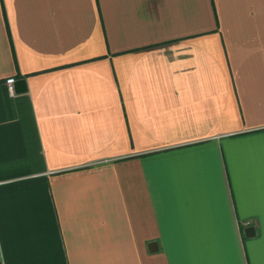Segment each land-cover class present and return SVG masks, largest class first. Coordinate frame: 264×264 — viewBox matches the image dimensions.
Listing matches in <instances>:
<instances>
[{
	"label": "crops",
	"instance_id": "obj_1",
	"mask_svg": "<svg viewBox=\"0 0 264 264\" xmlns=\"http://www.w3.org/2000/svg\"><path fill=\"white\" fill-rule=\"evenodd\" d=\"M261 262L264 0H0V264Z\"/></svg>",
	"mask_w": 264,
	"mask_h": 264
},
{
	"label": "water",
	"instance_id": "obj_2",
	"mask_svg": "<svg viewBox=\"0 0 264 264\" xmlns=\"http://www.w3.org/2000/svg\"><path fill=\"white\" fill-rule=\"evenodd\" d=\"M25 90H26V87H25V81L24 80L15 81V83H14V93L15 94H22L25 92ZM253 234H254V231L252 228L247 229V232H246L247 237L253 236ZM148 249H149V252H151V253L156 252V250H157L156 243H150L148 245Z\"/></svg>",
	"mask_w": 264,
	"mask_h": 264
},
{
	"label": "built area",
	"instance_id": "obj_3",
	"mask_svg": "<svg viewBox=\"0 0 264 264\" xmlns=\"http://www.w3.org/2000/svg\"><path fill=\"white\" fill-rule=\"evenodd\" d=\"M14 83L15 80L13 78H9L5 81L6 89L10 94L14 93Z\"/></svg>",
	"mask_w": 264,
	"mask_h": 264
},
{
	"label": "snow or ice",
	"instance_id": "obj_4",
	"mask_svg": "<svg viewBox=\"0 0 264 264\" xmlns=\"http://www.w3.org/2000/svg\"><path fill=\"white\" fill-rule=\"evenodd\" d=\"M261 264H264V262H261Z\"/></svg>",
	"mask_w": 264,
	"mask_h": 264
}]
</instances>
